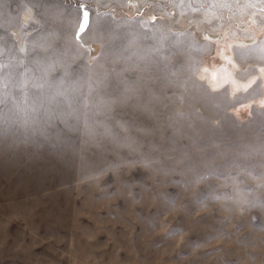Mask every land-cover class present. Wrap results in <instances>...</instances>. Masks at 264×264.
<instances>
[{
	"label": "rangeland",
	"instance_id": "obj_1",
	"mask_svg": "<svg viewBox=\"0 0 264 264\" xmlns=\"http://www.w3.org/2000/svg\"><path fill=\"white\" fill-rule=\"evenodd\" d=\"M0 96V264H264V0H0Z\"/></svg>",
	"mask_w": 264,
	"mask_h": 264
},
{
	"label": "snow or ice",
	"instance_id": "obj_2",
	"mask_svg": "<svg viewBox=\"0 0 264 264\" xmlns=\"http://www.w3.org/2000/svg\"><path fill=\"white\" fill-rule=\"evenodd\" d=\"M78 7H79V4H78ZM84 16L87 17V12L84 13ZM84 31H85V24L84 23H81L80 24V32H84ZM79 35H80V33L78 32L77 33V36L79 37ZM53 79L55 80V79H57V77H54ZM117 95H119V93H117ZM3 103H4V99H3L2 96H0V105H2ZM113 119L117 123H128V119L124 118L123 114L120 113L118 110H114ZM68 126L71 127V125H68ZM2 132H3V129L0 128V135H2Z\"/></svg>",
	"mask_w": 264,
	"mask_h": 264
},
{
	"label": "bare ground",
	"instance_id": "obj_3",
	"mask_svg": "<svg viewBox=\"0 0 264 264\" xmlns=\"http://www.w3.org/2000/svg\"><path fill=\"white\" fill-rule=\"evenodd\" d=\"M210 78L214 81V86L217 88L224 86L229 80H231L228 73H211ZM235 85L236 83L234 82V86Z\"/></svg>",
	"mask_w": 264,
	"mask_h": 264
}]
</instances>
